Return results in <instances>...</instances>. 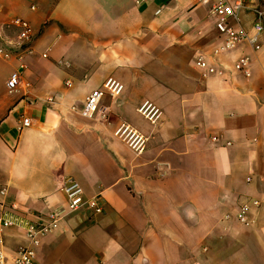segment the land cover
Instances as JSON below:
<instances>
[{"label": "crops", "instance_id": "0c3cea01", "mask_svg": "<svg viewBox=\"0 0 264 264\" xmlns=\"http://www.w3.org/2000/svg\"><path fill=\"white\" fill-rule=\"evenodd\" d=\"M243 1L238 26L253 36L264 0ZM215 2L0 0V36L16 35L5 26L15 17L34 32L31 52L0 59L6 202L46 219L66 208L72 179L107 208L66 215L35 247L37 264H264V32L258 50L217 53ZM245 57L250 76L235 68ZM109 78L122 90L102 98L106 117L83 115ZM145 102L160 109L157 122L139 113ZM24 118L32 125L21 128ZM122 123L148 138L142 153L115 136ZM248 199L260 207L243 224ZM0 239L10 259L29 244L18 227Z\"/></svg>", "mask_w": 264, "mask_h": 264}, {"label": "built area", "instance_id": "2783aa9c", "mask_svg": "<svg viewBox=\"0 0 264 264\" xmlns=\"http://www.w3.org/2000/svg\"><path fill=\"white\" fill-rule=\"evenodd\" d=\"M243 8V0L234 2L231 0H216L212 6L210 15L215 20L217 31L223 40V44L216 51L217 53L232 51L244 42L250 43L256 50L260 49L261 46L257 38L264 32V11L259 9L255 10V22L253 26L255 35L251 36L248 31L238 26L239 13ZM5 26L7 28H16L17 33L10 38H5L3 35L0 36L2 39L0 41V59L9 56L12 52H17L21 55L32 51L34 32L27 20L21 17H15L10 19ZM197 65L210 72H215V69L209 67L203 57L198 59ZM235 68L246 76H250L249 58L239 59L235 64ZM20 84L21 73L16 70L8 80L9 91H17ZM121 90L122 85L119 82L112 78L107 79L101 88L93 90L88 95L82 109V114L91 117L97 113H101L102 117H106L105 110L101 108L102 98L106 94L116 97L120 94ZM138 111L152 123L157 122L161 116L160 109L149 102H145ZM31 125L30 118L22 119L21 128ZM114 134L117 138L126 142L136 154H140L146 149L148 138L126 123H122L115 130ZM62 189L67 197L66 208L57 209L50 213L46 219H43L40 216L31 215L33 218L29 214L21 212L16 205H8L5 200L8 188L5 186L0 187V235L4 229L18 227L24 231L29 242L26 247L22 248L10 259L2 248L0 239V264H37L35 247L39 245L42 237L58 229L61 221L71 212L86 207L93 216L106 213L107 208L103 197L96 195L86 199L84 190L77 181L68 179ZM258 207H260V202L257 199L246 200L240 205L237 215L238 220L243 224H247L250 213Z\"/></svg>", "mask_w": 264, "mask_h": 264}]
</instances>
